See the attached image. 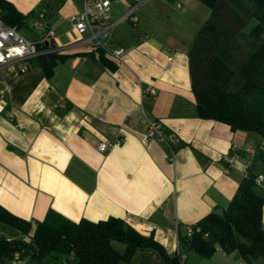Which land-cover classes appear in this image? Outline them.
<instances>
[{
    "label": "crops",
    "instance_id": "obj_1",
    "mask_svg": "<svg viewBox=\"0 0 264 264\" xmlns=\"http://www.w3.org/2000/svg\"><path fill=\"white\" fill-rule=\"evenodd\" d=\"M4 1L23 17L18 33L34 30L32 41L43 40L64 59L34 61L25 73L19 65L0 67V207L32 227L49 210L71 222L116 218L152 234L184 264H246L218 245L202 258L178 238L179 230L225 211L246 175L264 176L258 158L264 141L197 116L188 50L209 8L198 0L146 1L137 23L111 27L104 44L123 49L116 61L103 48L75 41L70 17L83 0ZM128 6L114 2L111 19ZM40 13L45 28H31ZM151 122L177 143H142ZM118 139L120 146L96 149ZM0 237L22 235L0 224ZM119 264L165 263L156 251L137 249Z\"/></svg>",
    "mask_w": 264,
    "mask_h": 264
},
{
    "label": "trees",
    "instance_id": "obj_2",
    "mask_svg": "<svg viewBox=\"0 0 264 264\" xmlns=\"http://www.w3.org/2000/svg\"><path fill=\"white\" fill-rule=\"evenodd\" d=\"M198 1L210 14L188 50L197 116L225 124L232 132L255 134L264 141V0ZM0 15L7 26H22V15L4 0H0ZM47 47L42 44V48ZM56 59L64 57L53 52L42 56L40 62L44 66ZM258 158L264 164V151ZM257 176L248 174L240 181L223 217L210 213L187 226L192 229L189 237L187 227L179 230L180 244L202 258L211 257L218 245L226 254L237 252L246 264L264 259V185L255 184ZM0 224L32 238V244L25 246L21 239L0 237L1 264L23 247L31 253V264L49 260L59 264L129 263L137 249H152L165 264H180L179 256L170 258L152 234L143 236L116 218L71 222L49 210L43 221L32 227L0 207ZM113 243L124 246V252L118 253Z\"/></svg>",
    "mask_w": 264,
    "mask_h": 264
},
{
    "label": "built area",
    "instance_id": "obj_3",
    "mask_svg": "<svg viewBox=\"0 0 264 264\" xmlns=\"http://www.w3.org/2000/svg\"><path fill=\"white\" fill-rule=\"evenodd\" d=\"M121 0H83L82 10L70 17L72 30L76 40L88 42L94 48H103L110 57L114 60H120L123 54V49H105V41L109 37L111 27L116 23H129L134 25L139 19V10L141 6L148 0H127L129 1L128 9L120 17L115 20L111 19V6L114 2ZM31 28L44 29V14L40 13L33 21ZM49 36L51 34L49 33ZM85 37V38H84ZM84 38V39H83ZM43 40L32 41L21 34L15 28L7 26L0 15V67L6 65H19L20 73H25L29 70L32 62L40 60L42 56L56 52L55 50L42 48ZM47 46V45H46ZM149 140H157L165 145H174L177 139L170 137L165 138L161 126L156 122H151L143 137L142 143ZM123 140L118 139L114 144L99 143L96 149L99 152H105L111 146H120ZM251 155L254 151H248ZM257 186L264 185V176L258 175L255 178ZM192 234V229L187 227L186 235L189 237ZM23 245L32 244L31 235L21 238ZM30 252L26 247L14 251L10 258L2 264H31ZM184 256H179L180 264H184ZM1 264V263H0Z\"/></svg>",
    "mask_w": 264,
    "mask_h": 264
},
{
    "label": "rangeland",
    "instance_id": "obj_4",
    "mask_svg": "<svg viewBox=\"0 0 264 264\" xmlns=\"http://www.w3.org/2000/svg\"><path fill=\"white\" fill-rule=\"evenodd\" d=\"M254 25L252 22L249 27L247 28L246 32ZM19 34H21L23 37L34 40L36 37V32L34 30H26V29H20ZM260 169V168H259ZM262 170V168H261ZM46 264H59L58 260H49Z\"/></svg>",
    "mask_w": 264,
    "mask_h": 264
},
{
    "label": "water",
    "instance_id": "obj_5",
    "mask_svg": "<svg viewBox=\"0 0 264 264\" xmlns=\"http://www.w3.org/2000/svg\"><path fill=\"white\" fill-rule=\"evenodd\" d=\"M214 215H216L218 217H223V212H222V210L218 209V210L214 211Z\"/></svg>",
    "mask_w": 264,
    "mask_h": 264
}]
</instances>
